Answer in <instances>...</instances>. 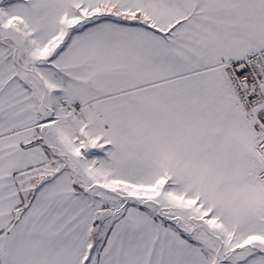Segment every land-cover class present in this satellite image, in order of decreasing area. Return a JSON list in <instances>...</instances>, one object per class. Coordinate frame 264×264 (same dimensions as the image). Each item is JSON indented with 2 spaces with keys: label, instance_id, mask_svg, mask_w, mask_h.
Segmentation results:
<instances>
[{
  "label": "snow or ice",
  "instance_id": "6c2138e0",
  "mask_svg": "<svg viewBox=\"0 0 264 264\" xmlns=\"http://www.w3.org/2000/svg\"><path fill=\"white\" fill-rule=\"evenodd\" d=\"M0 264H264V0H0Z\"/></svg>",
  "mask_w": 264,
  "mask_h": 264
}]
</instances>
